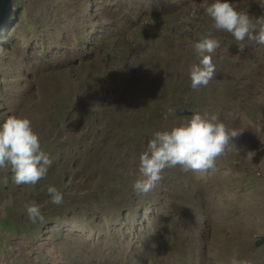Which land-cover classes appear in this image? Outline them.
Wrapping results in <instances>:
<instances>
[{"label": "rangeland", "instance_id": "1", "mask_svg": "<svg viewBox=\"0 0 264 264\" xmlns=\"http://www.w3.org/2000/svg\"><path fill=\"white\" fill-rule=\"evenodd\" d=\"M207 2L18 0L0 37V119L27 116L50 164L27 184L0 167V264H264V44L213 28ZM231 2L264 12V0ZM133 9L144 12L131 24ZM131 33L132 49L112 41ZM204 36L220 41L214 74L193 89L188 66ZM192 112L241 131L212 167L166 166L150 190H135L153 131ZM115 197L122 208L109 206Z\"/></svg>", "mask_w": 264, "mask_h": 264}, {"label": "clouds", "instance_id": "2", "mask_svg": "<svg viewBox=\"0 0 264 264\" xmlns=\"http://www.w3.org/2000/svg\"><path fill=\"white\" fill-rule=\"evenodd\" d=\"M134 4L137 3L134 1ZM203 11L210 17L213 28L230 33L235 41L249 40L264 44V12L253 16L235 8L231 0H209ZM143 12L142 9L137 12L133 9L131 24L141 19ZM168 19L162 14L156 16V28L163 30ZM130 35L133 41L128 38H113L112 41L126 44L132 49L135 46L134 33ZM219 43L212 36H204L193 43L197 60L188 66L190 87L193 89L207 84L213 77L215 65L211 55ZM237 48L242 51L244 44H237ZM240 131L226 130L215 113L200 112H192L186 120L153 131L138 154L139 176L133 180L132 187L141 193L147 192L161 179V170L166 166L179 165L183 171L212 167L214 158L224 151L226 142ZM49 164L48 153L42 150L38 134L27 116L8 114L0 119V167L9 166L14 183H35L45 174ZM46 191L53 204L62 202L63 193L55 185L49 184ZM25 211L33 222L43 218L35 202L26 204ZM230 264L239 262L233 258Z\"/></svg>", "mask_w": 264, "mask_h": 264}, {"label": "water", "instance_id": "3", "mask_svg": "<svg viewBox=\"0 0 264 264\" xmlns=\"http://www.w3.org/2000/svg\"><path fill=\"white\" fill-rule=\"evenodd\" d=\"M18 0H0V32L6 28L11 22L18 18ZM187 111L184 109H175L178 115H185ZM190 113V112H188ZM188 115V114H187Z\"/></svg>", "mask_w": 264, "mask_h": 264}, {"label": "trees", "instance_id": "4", "mask_svg": "<svg viewBox=\"0 0 264 264\" xmlns=\"http://www.w3.org/2000/svg\"><path fill=\"white\" fill-rule=\"evenodd\" d=\"M2 30H4V29H2ZM3 33H4V31L0 32V37L2 36ZM91 198H92L91 200H92L96 205H99V204L101 203L97 198L92 197V196H91ZM112 200L115 201L116 203H113V202L110 201L109 206H110L111 208H113V207L116 206L117 204L119 205L120 208H122V206H123V198L115 197V198H112Z\"/></svg>", "mask_w": 264, "mask_h": 264}, {"label": "bare ground", "instance_id": "5", "mask_svg": "<svg viewBox=\"0 0 264 264\" xmlns=\"http://www.w3.org/2000/svg\"><path fill=\"white\" fill-rule=\"evenodd\" d=\"M4 29V28H3Z\"/></svg>", "mask_w": 264, "mask_h": 264}]
</instances>
